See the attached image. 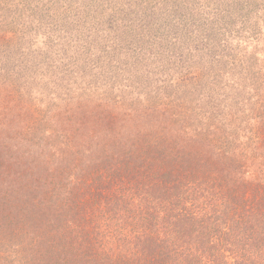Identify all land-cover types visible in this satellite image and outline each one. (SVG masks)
Masks as SVG:
<instances>
[{"label":"trees","instance_id":"obj_1","mask_svg":"<svg viewBox=\"0 0 264 264\" xmlns=\"http://www.w3.org/2000/svg\"><path fill=\"white\" fill-rule=\"evenodd\" d=\"M52 1L0 0V264H264V68L241 109L184 98L126 128L91 55L44 58ZM39 65L65 96L31 92Z\"/></svg>","mask_w":264,"mask_h":264},{"label":"rangeland","instance_id":"obj_2","mask_svg":"<svg viewBox=\"0 0 264 264\" xmlns=\"http://www.w3.org/2000/svg\"><path fill=\"white\" fill-rule=\"evenodd\" d=\"M11 1L33 10L31 0ZM33 1L47 5L50 0ZM62 3L59 16H41L35 27L37 38L45 40V32L51 33V40L60 38L47 54L42 51L44 58L61 68L71 60V51L73 61L81 53L91 55L105 82L102 102L111 99L119 116L132 113L126 128L149 126L152 117L161 119L159 112L171 110L175 101L180 106L184 98L197 105L196 97L205 104L214 96L241 109L262 79L264 0H58ZM52 7H57L55 0ZM247 64L259 66L256 76L244 77ZM35 72L39 75L29 80L31 92L50 100L64 78L40 65ZM73 85V97L63 99L70 100L71 109L84 92ZM62 87L65 96L67 87ZM135 113L143 114L141 123L134 120Z\"/></svg>","mask_w":264,"mask_h":264}]
</instances>
